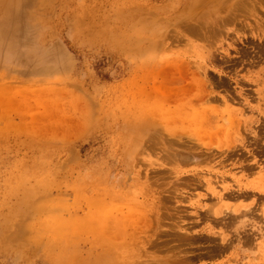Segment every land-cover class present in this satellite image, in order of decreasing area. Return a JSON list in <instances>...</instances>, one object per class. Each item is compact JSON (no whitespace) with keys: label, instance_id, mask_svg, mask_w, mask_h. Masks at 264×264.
<instances>
[{"label":"rangeland","instance_id":"1","mask_svg":"<svg viewBox=\"0 0 264 264\" xmlns=\"http://www.w3.org/2000/svg\"><path fill=\"white\" fill-rule=\"evenodd\" d=\"M0 264H264V0H0Z\"/></svg>","mask_w":264,"mask_h":264},{"label":"bare ground","instance_id":"2","mask_svg":"<svg viewBox=\"0 0 264 264\" xmlns=\"http://www.w3.org/2000/svg\"><path fill=\"white\" fill-rule=\"evenodd\" d=\"M217 4H219V3H217ZM217 4H215V5H217ZM214 5V4H213ZM211 11V10H210ZM13 37V36H12ZM12 37H10V41H9V44H10V53H9V55H11V54H16V53H18V50H17V46H15V45H12V42H11V38ZM1 41L2 42H4L5 40H3V39H1Z\"/></svg>","mask_w":264,"mask_h":264}]
</instances>
